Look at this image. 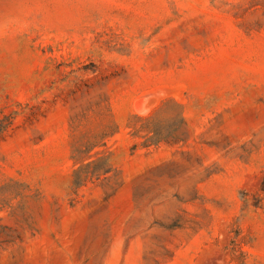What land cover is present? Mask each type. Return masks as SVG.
I'll return each mask as SVG.
<instances>
[{
    "label": "rangeland",
    "instance_id": "374dc122",
    "mask_svg": "<svg viewBox=\"0 0 264 264\" xmlns=\"http://www.w3.org/2000/svg\"><path fill=\"white\" fill-rule=\"evenodd\" d=\"M0 264H264V0H0Z\"/></svg>",
    "mask_w": 264,
    "mask_h": 264
},
{
    "label": "bare ground",
    "instance_id": "6f19581e",
    "mask_svg": "<svg viewBox=\"0 0 264 264\" xmlns=\"http://www.w3.org/2000/svg\"><path fill=\"white\" fill-rule=\"evenodd\" d=\"M143 100H145V99L143 98ZM143 100H138L137 103L135 104L136 106H138L139 109L144 107ZM146 100H147V97H146Z\"/></svg>",
    "mask_w": 264,
    "mask_h": 264
}]
</instances>
